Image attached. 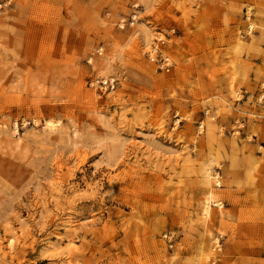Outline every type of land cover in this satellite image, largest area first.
<instances>
[{"label":"rangeland","instance_id":"obj_1","mask_svg":"<svg viewBox=\"0 0 264 264\" xmlns=\"http://www.w3.org/2000/svg\"><path fill=\"white\" fill-rule=\"evenodd\" d=\"M0 250L264 264V0H0Z\"/></svg>","mask_w":264,"mask_h":264},{"label":"built area","instance_id":"obj_2","mask_svg":"<svg viewBox=\"0 0 264 264\" xmlns=\"http://www.w3.org/2000/svg\"><path fill=\"white\" fill-rule=\"evenodd\" d=\"M133 8H138V5L134 3ZM131 19H132V21L130 22V25H134L136 22V19H137V15H134ZM96 83L99 84L102 88L114 89L115 80H113V79H97Z\"/></svg>","mask_w":264,"mask_h":264},{"label":"bare ground","instance_id":"obj_3","mask_svg":"<svg viewBox=\"0 0 264 264\" xmlns=\"http://www.w3.org/2000/svg\"><path fill=\"white\" fill-rule=\"evenodd\" d=\"M147 38H148V37H147ZM146 41H147V40H146ZM155 50H156V49H154L153 52H155ZM51 127H52V126H51ZM51 127H49V128H51ZM209 177H210V176H208L207 181H209ZM211 196H212V194L208 196V198H207V202H206L207 207H206V209H205V214H206L207 218L211 217V215H212V211H211V209H212L211 207H212V206L210 205V203L212 202V197H211ZM213 203H215V201H214ZM0 257L4 258L3 255H2V251H1V250H0Z\"/></svg>","mask_w":264,"mask_h":264}]
</instances>
